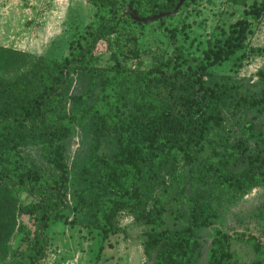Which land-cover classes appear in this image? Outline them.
<instances>
[{"label": "trees", "instance_id": "obj_1", "mask_svg": "<svg viewBox=\"0 0 264 264\" xmlns=\"http://www.w3.org/2000/svg\"><path fill=\"white\" fill-rule=\"evenodd\" d=\"M87 1L95 18L62 59L0 46V264H41L54 222L98 229L99 261L113 249L123 210L147 226L143 249L152 264H200L205 229L204 264H264V204L249 214L256 234L230 232L223 222L264 186V68L250 76L212 70L238 52V66L264 56V46L247 42L264 0H253L198 54L178 44L180 29L168 24L181 0ZM154 24L173 54L135 66ZM76 133L82 146L70 159ZM172 199L187 204L183 227H165ZM235 240L252 242L256 257L239 259Z\"/></svg>", "mask_w": 264, "mask_h": 264}, {"label": "rangeland", "instance_id": "obj_2", "mask_svg": "<svg viewBox=\"0 0 264 264\" xmlns=\"http://www.w3.org/2000/svg\"><path fill=\"white\" fill-rule=\"evenodd\" d=\"M252 1L247 0V5L244 6L233 0H188L168 19V24L179 27L178 44L191 46L193 52L198 54L209 40L215 41L222 36L223 28L228 29L230 24L244 16L245 8H249ZM95 13L96 7L87 0H0V46L15 47L37 56L62 59L69 52L70 41L95 18ZM252 22L247 42L264 46V14L259 19H252ZM162 32L161 27L156 24L147 29L140 42L142 61L139 64L134 61L133 65L150 68L158 60L173 54L175 46ZM240 54L238 52L224 59L213 66L212 70L250 76L264 68V56L259 55L246 58L238 66L239 60L236 57ZM259 120L264 125V115ZM81 146V135L76 133L70 142V159ZM25 149L29 155L39 159L36 147ZM260 204H264V186L255 188L237 206L223 213L225 228L230 232L258 233L257 222L249 214ZM187 211V204L182 199H172L165 214V227L185 226ZM244 217L245 220L242 219ZM22 218L32 225L29 216L23 215ZM116 226L119 233L113 239V249L104 253L98 261L97 254L101 244L98 229L64 222L51 223L47 229L48 253L41 264H152L153 261L145 256L143 249L147 226L137 224L127 210L117 216ZM210 232L211 229L201 232L203 248L200 264L208 260ZM232 247L241 260L251 261L256 257L252 242L235 240Z\"/></svg>", "mask_w": 264, "mask_h": 264}, {"label": "water", "instance_id": "obj_3", "mask_svg": "<svg viewBox=\"0 0 264 264\" xmlns=\"http://www.w3.org/2000/svg\"><path fill=\"white\" fill-rule=\"evenodd\" d=\"M182 4V0L180 1V4H179V6L177 7V9L180 7V5ZM163 14H161V15H159V16H162ZM158 16V17H159ZM157 16H155V17H151V18H148V20H151V19H153V18H156Z\"/></svg>", "mask_w": 264, "mask_h": 264}]
</instances>
